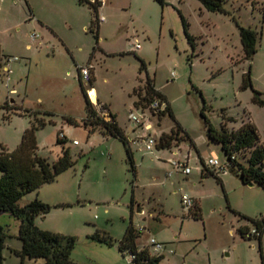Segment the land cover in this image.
Segmentation results:
<instances>
[{"label": "rangeland", "instance_id": "1", "mask_svg": "<svg viewBox=\"0 0 264 264\" xmlns=\"http://www.w3.org/2000/svg\"><path fill=\"white\" fill-rule=\"evenodd\" d=\"M27 1L35 14L53 24L70 53L35 19L30 20L24 0H0V49L18 58L11 64L9 80L0 71V151L3 147L13 152L24 131L44 121L35 130L37 155L55 162L61 155L56 139L62 131L64 146L75 161L54 181L21 198V206L34 199L50 206L46 214L36 217L35 225L74 237L70 257L75 264H132L119 249L130 223L144 228L136 244L151 255H155L149 246L151 238L165 244L161 264H264V234L261 256L258 240L242 239L237 232L240 226L253 227L240 215L255 218L259 209L264 215L260 187L237 188L229 174L225 197L214 178L196 181L201 219H194L182 205L181 196H190L191 178L199 176L196 152L190 151L188 142L180 143V152L175 146H155L146 152L138 139L142 131L127 120L132 100H136L132 91L142 87L148 75L168 99L175 121L205 152L206 159L211 151L220 160L223 156L207 140L201 112L217 129L225 123L224 117L233 119L227 123L230 130L250 121L264 144V107L252 102L253 90L264 99V0H226V15L208 12L198 0H166L164 6L154 0H107L98 10L104 21L97 44L89 30L92 13L86 3ZM184 24L192 42L185 36ZM238 27L258 32L251 60L243 58ZM32 34H37L33 41ZM135 44L140 49L133 50ZM99 46L102 50L95 51L91 70L92 86L117 116L119 126L134 138L130 143L134 171L121 141L99 133L88 135L83 128L62 120L63 115L76 119L84 115L74 61L86 65ZM139 59L145 62V70L139 71ZM248 71L251 87L242 89ZM12 89L18 94L9 95ZM88 95L95 103L94 89ZM39 106L56 114L45 113ZM143 116L152 126L150 134L156 144L161 134L174 127L168 115L151 116L146 111ZM172 151L178 155H171ZM188 151L192 152L188 161L192 173L186 177L172 166L171 159L185 161ZM244 159L239 160L244 163ZM14 221L7 213L0 214V226L12 228ZM97 232L110 237L112 244L93 239ZM8 244L19 245L16 240H8ZM3 255L4 264H45L42 259L22 261L7 248Z\"/></svg>", "mask_w": 264, "mask_h": 264}, {"label": "trees", "instance_id": "2", "mask_svg": "<svg viewBox=\"0 0 264 264\" xmlns=\"http://www.w3.org/2000/svg\"><path fill=\"white\" fill-rule=\"evenodd\" d=\"M154 1L161 6L166 4V0ZM198 1L208 12L225 15L228 13L224 7L226 0ZM78 3H86L91 10L92 19L89 30L93 32L97 42L99 28L98 9L101 5L97 1L91 2L90 0H78ZM238 29L243 58L251 60L256 53L258 32L249 27H238ZM184 32L187 40L192 42L193 38L187 33L185 24ZM139 61V71L145 70V62L142 59H139ZM248 87H251L249 71L243 76L241 88L245 89ZM81 93L84 99L85 117L78 120L72 116L63 115V122L73 127L83 128L88 135L99 133L103 137L116 138L121 141L134 171L130 142L124 131L117 124L115 115L108 112L106 105L98 103L95 106L92 104L83 87L81 88ZM252 94V102L264 107L263 94L254 90ZM132 95L136 96L133 106L142 111L147 110L149 105L155 100L165 103V110L158 115H168L174 121V127L171 131L167 134H161L158 138L157 149H170L183 141L191 142L189 134L175 121L165 96L156 89L154 79L147 75L144 85L133 89ZM97 107L100 111L107 112L108 119L99 115ZM151 115L156 116L154 114ZM201 117L204 120L206 137L211 143H215L220 147L223 156L222 162L228 172L233 174L241 183L255 184L264 191V144L260 142V137L254 124L250 121L242 122L238 129L230 130L227 128V123L233 122V119L224 117L225 123L220 129H217L205 118L203 112H201ZM44 125V121H41L37 125L33 124L32 127L26 129L22 135L20 145L13 152L8 153L3 147L0 151V213H7L19 222L16 236L10 234L8 226H0V264H4L3 251L5 248L15 256L20 257L22 261L25 259H42L45 264H75L70 257L75 245L74 237L43 231L35 225V218L46 214L50 210V206L38 199L31 200L23 206L19 204L23 196L54 181L58 174L72 167L75 162L71 157L69 148L64 146L65 137L59 138L58 136L56 139V144L61 145V155L55 162L50 163L47 159L37 155L35 130L38 126ZM241 157L245 158L244 163L239 160ZM200 166L203 175L211 176L218 183L220 182L217 171L206 168L202 161ZM189 210L194 219H201L200 209L195 205V202ZM240 216L253 225L252 228H255L257 234L247 237L246 233L250 228L244 226L237 230L238 235L242 239H257L262 256L261 238L264 234V215H259L255 218ZM138 236L139 232L130 223L119 241V249L125 251L129 258L133 256L130 259L132 264H161L164 256L151 255L148 249L139 248L136 244ZM11 238H15L19 242L20 246L18 249L8 245V239ZM93 239L112 244L110 237L101 235L98 232L93 236Z\"/></svg>", "mask_w": 264, "mask_h": 264}, {"label": "crops", "instance_id": "3", "mask_svg": "<svg viewBox=\"0 0 264 264\" xmlns=\"http://www.w3.org/2000/svg\"><path fill=\"white\" fill-rule=\"evenodd\" d=\"M18 1V0H17ZM25 1V4H26V6H27V8H28V11H29V15L31 16V18H30V20H33V19H35V21L37 22V24H39V26L41 27V28H44L45 30H47L50 34H51V36H53V37H56V38H58L57 37V35H56V33H55V31H54V26H53V24L51 23V22H49L48 20H46L45 18H43L42 16H40L39 14H35V12L31 9V7H30V5H29V3H28V1L27 0H24ZM106 2H107V0L105 1V3L103 4V5H101L100 6V8L99 9H101L104 5H106ZM79 4V3H78ZM79 5H83V4H79ZM98 9V10H99ZM100 16H102V17H104L103 15H100ZM100 29H101V26H100V23H99V28H98V39H99V33H100ZM59 39V38H58ZM59 41L61 42V44H62V46L65 48V50L67 51V53H70V51H69V49L67 48V46H66V44L61 40V39H59ZM98 41V40H97ZM96 44H97V42H96ZM27 49H29L30 47L29 46H27L26 47ZM97 49H101V47L99 46L98 48H94V50L91 52V54L89 55V58H88V60H87V62L85 63L86 65H88V66H90V82L88 83L89 85H90V88L89 89H94V91H95V94H96V102L95 103H93L91 100V102L93 103V104H100V105H106L107 106V109H108V112H110L111 114H113V115H115L113 112H112V110L110 109V106H108L107 104H106V102L104 101V100H102L101 98H99V95H98V93H97V90H96V88L94 87V86H92V83L95 81V79H94V77H93V79H92V82H91V70H92V72H93V70H94V65H93V62H94V60H95V51L97 50ZM102 50V49H101ZM9 57H15V56H12V55H9V54H7V53H5L3 50H1L0 49V71H1V73H2V75H4L5 76V79H6V81L7 80H9L10 79V77H11V74H12V71H11V64H15L14 62H16V61H10V62H8L6 59L7 58H9ZM18 61V60H17ZM74 64H75V67H76V70H77V76H76V79H77V82L79 83V85H80V88H84L85 89V83H83L82 82V80H81V77H80V72H79V66H86V65H83V64H81V63H79L78 61H74ZM5 67H7V69H8V72H5L4 71V68ZM89 89H85L86 90V92H87V95H88V90ZM18 93L16 92V90L15 89H12V90H10L9 91V95H17ZM88 97H89V95H88ZM166 98V97H165ZM89 99H90V97H89ZM166 100H167V102H168V99L166 98ZM10 102L11 103H13V100H11L10 99ZM169 103V102H168ZM170 105V104H169ZM40 107V108H39ZM38 108L39 109H41L43 112H45V113H53V114H56V112L55 111H53V110H51V109H48V108H42L41 106H39ZM132 107H133V100H132ZM131 107V108H132ZM130 108V109H131ZM85 113H84V115L83 116H81L80 117V119H83L84 117H85ZM70 116H72V115H70ZM73 117V116H72ZM115 117H116V122H117V124L119 125V123H118V121H117V116L115 115ZM75 118V117H74ZM80 119H78V120H80ZM127 120H128V117H127ZM129 121V120H128ZM120 127V126H119ZM121 128V127H120ZM122 129V128H121ZM123 130V129H122ZM124 131V133H125V135H126V137L128 138V140H129V142L130 143H134V141H133V139L132 138H130V135L128 134V131H125V130H123ZM134 131H135V129H134ZM62 132V131H61ZM63 133V132H62ZM63 135H64V133H63ZM64 137H65V135H64ZM189 137H190V139H191V142H188V141H183V142H188L189 143V148H190V151L191 150H193V151H195L196 152V157H197V160H198V164H197V172H199V176H195V175H193L192 176V178H191V191H189V195L191 196V198L194 200V202H195V205H197L198 207H199V209H200V198H198V197H200L201 195L200 194H198L197 193V191H195V188H197V184H196V181H197V183H203L205 180H207L208 179V177H211V176H205V175H203L202 174V172H201V166H200V162L202 161V162H204V163H206V161H207V159L209 158V157H212V156H216V154H215V151H211L209 154V156L207 157V159L205 158V156H204V153L205 152H203L200 148H199V146L197 145V143L194 141V139L189 135ZM207 138V137H206ZM208 140V139H207ZM73 141H76V140H73ZM76 145H78V143L76 144ZM208 145V144H207ZM180 146H181V144H178L176 147L178 148V150H179V152H180ZM218 146V145H217ZM219 147V146H218ZM131 148V147H130ZM171 149V148H170ZM219 149H220V147H219ZM190 151H188L187 152V154H186V160L184 161V162H186L187 163V165H188V161L191 159V156H192V152H190ZM221 151V150H220ZM171 155H173V156H177L178 155V153H177V151H172L171 153H170ZM217 157V156H216ZM176 160H179V159H177V158H175ZM169 160H170V158H169ZM219 160H220V158H219ZM179 161H181V160H179ZM221 162H222V160H220ZM223 163V162H222ZM191 173H192V171H191ZM191 173L189 174V175H191ZM229 174L231 175V177L232 178H234V179H232V180H234V181H232V182H234V184H236V187L237 188H254V187H257V185H255V184H251V186H249L248 184H243V183H241L233 174H231L230 172H224V173H221V174H219L218 176H219V180H220V182L218 183V185L221 187V190L223 191V193H224V196L226 197V194H225V192H226V190H227V183H228V181H229ZM189 175H185L186 177H188ZM213 178V177H212ZM236 180V181H235ZM189 181V180H188ZM261 189V188H260ZM242 190H244V189H242ZM262 190V189H261ZM263 191V190H262ZM264 192V191H263ZM202 198V197H201ZM131 210H133V206H132V209ZM261 212H262V210L261 209H259V210H257V214H256V216L255 217H258L259 215H262L261 214ZM0 214H4V213H0ZM201 214V213H200ZM36 219V218H35ZM35 224H36V222H35ZM18 226H19V222L15 219V221H14V225H13V227L12 228H10L9 227V230H10V234H12L13 236H16L17 235V233H18ZM133 226V225H132ZM134 227V226H133ZM241 227H244V226H240L239 228H241ZM135 228V227H134ZM238 228V229H239ZM136 229V228H135ZM251 229V228H250ZM143 230H144V228H143ZM143 232V231H142ZM232 233V232H231ZM8 240H15V238H11V239H8ZM18 242V241H17ZM19 243V242H18ZM9 245V244H8ZM261 245H262V238H261ZM10 246V245H9ZM19 246H20V244L16 247V249H18L19 248ZM12 248H15V247H12ZM140 248V247H139Z\"/></svg>", "mask_w": 264, "mask_h": 264}, {"label": "built area", "instance_id": "4", "mask_svg": "<svg viewBox=\"0 0 264 264\" xmlns=\"http://www.w3.org/2000/svg\"><path fill=\"white\" fill-rule=\"evenodd\" d=\"M15 1H17V0H15ZM90 1L91 2L97 1L98 3H100V5H103L106 0H90ZM98 19H99V23L104 21V17H102V16H99ZM36 37H37V34H32L30 38L33 41V40H35ZM132 47H133L132 48L133 50L140 49L139 44H135ZM6 60L8 62L17 61L18 58L17 57H9ZM4 71L8 72L7 67L4 68ZM79 72H80V77H81L82 82L85 84H88L90 82V66H88V65L80 66ZM171 76L174 77L175 73L172 72ZM94 105L96 106V104H94ZM165 108H166L165 103H160L159 101L155 100L149 105L148 109L145 111H142L139 108L134 107V106L131 109H129L128 120L130 122H132L137 128H139L142 131V135L139 136L138 139H139V142H141L142 147L145 149L146 152H151L153 150V148L156 146V139L153 137V135L150 134V131L152 130V126L148 121H146L143 118L144 117L143 114L146 111H148L150 113V115L151 114L158 115L159 113L163 112L165 110ZM97 111L101 117L108 119L106 111H100L98 107H97ZM137 112H140V114H137ZM59 138H64V135L62 132L59 133ZM72 144L76 145L77 141H73ZM232 159H233V157H232ZM171 164L176 170H179L183 175L187 176L191 173V168L184 161L171 159ZM204 164H205L206 168H208L210 170H215L218 172V174H221V173L228 171L226 166L216 156L209 157L207 159L206 163H204ZM181 202H182V205L184 207H186L187 209H190L194 205V200L190 196H188L187 194H183L181 196ZM136 231L141 233L143 231V228L137 227ZM256 234H257V231L255 230V228H251L246 233V236L248 237V236H253ZM149 246H150V248L153 249V252L155 253V255H162L161 252L166 248L163 243H159L153 238L150 239ZM170 253H172V250H170ZM131 258H133V256H130V259Z\"/></svg>", "mask_w": 264, "mask_h": 264}, {"label": "water", "instance_id": "5", "mask_svg": "<svg viewBox=\"0 0 264 264\" xmlns=\"http://www.w3.org/2000/svg\"><path fill=\"white\" fill-rule=\"evenodd\" d=\"M249 186H251V184H248Z\"/></svg>", "mask_w": 264, "mask_h": 264}]
</instances>
